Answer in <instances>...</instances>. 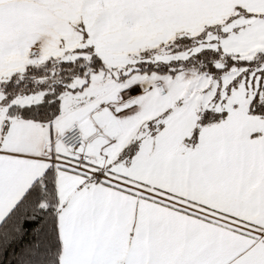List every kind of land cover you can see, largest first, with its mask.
<instances>
[{
    "label": "snow or ice",
    "instance_id": "1",
    "mask_svg": "<svg viewBox=\"0 0 264 264\" xmlns=\"http://www.w3.org/2000/svg\"><path fill=\"white\" fill-rule=\"evenodd\" d=\"M0 264H264V0H0Z\"/></svg>",
    "mask_w": 264,
    "mask_h": 264
}]
</instances>
